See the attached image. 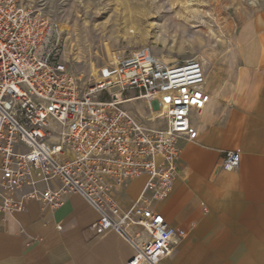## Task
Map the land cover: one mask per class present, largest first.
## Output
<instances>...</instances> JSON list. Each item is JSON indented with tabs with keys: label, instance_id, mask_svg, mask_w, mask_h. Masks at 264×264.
I'll return each mask as SVG.
<instances>
[{
	"label": "built area",
	"instance_id": "obj_1",
	"mask_svg": "<svg viewBox=\"0 0 264 264\" xmlns=\"http://www.w3.org/2000/svg\"><path fill=\"white\" fill-rule=\"evenodd\" d=\"M62 36L21 0H0V213L33 200L56 209L78 192L100 214L92 229L115 230L135 249L128 264H160L186 231L153 203L172 191L178 138L197 137L191 113L210 101L204 63H165L144 46L102 67L87 87L59 59ZM135 100L153 127L125 107ZM239 165V152L228 151L223 166ZM142 175L149 195L122 207L115 191ZM25 184L33 188L21 193Z\"/></svg>",
	"mask_w": 264,
	"mask_h": 264
},
{
	"label": "crops",
	"instance_id": "obj_2",
	"mask_svg": "<svg viewBox=\"0 0 264 264\" xmlns=\"http://www.w3.org/2000/svg\"><path fill=\"white\" fill-rule=\"evenodd\" d=\"M203 63L210 101L191 113L197 137L178 138L172 191L153 203L186 231L160 264H264V22L243 23L232 52ZM228 151L239 152L238 168L223 166ZM147 181L142 175L115 191L120 205L149 195ZM32 188L25 184L21 193ZM99 217L78 192L56 209L33 200L0 213V264H128L135 249L115 230L96 233Z\"/></svg>",
	"mask_w": 264,
	"mask_h": 264
},
{
	"label": "rangeland",
	"instance_id": "obj_3",
	"mask_svg": "<svg viewBox=\"0 0 264 264\" xmlns=\"http://www.w3.org/2000/svg\"><path fill=\"white\" fill-rule=\"evenodd\" d=\"M21 1L59 24L63 32L59 59L87 87L102 67L135 49L148 46L170 64L207 61L213 54L232 52L243 23L264 22V0ZM122 13L129 22L117 19ZM125 107L153 127L144 102L130 101Z\"/></svg>",
	"mask_w": 264,
	"mask_h": 264
},
{
	"label": "bare ground",
	"instance_id": "obj_4",
	"mask_svg": "<svg viewBox=\"0 0 264 264\" xmlns=\"http://www.w3.org/2000/svg\"><path fill=\"white\" fill-rule=\"evenodd\" d=\"M241 14V13H240ZM117 16H118V20L120 21V20H122V19H124L125 21V23H127V22H129L130 21V17H126L123 13L122 14H117Z\"/></svg>",
	"mask_w": 264,
	"mask_h": 264
}]
</instances>
